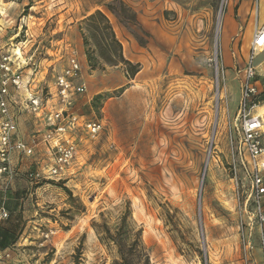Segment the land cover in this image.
<instances>
[{"label": "rangeland", "instance_id": "374dc122", "mask_svg": "<svg viewBox=\"0 0 264 264\" xmlns=\"http://www.w3.org/2000/svg\"><path fill=\"white\" fill-rule=\"evenodd\" d=\"M0 10L28 29L42 77L53 80L77 55L87 86L79 110L104 125L96 138L83 133L67 179L16 182L18 235L7 248L17 264H113L117 248L101 243L93 223L113 228L127 201L150 264H264L258 227L254 250L241 240L227 138L264 0H0ZM97 10L139 65L133 79L123 64L89 66L81 26ZM263 60L264 51L262 89ZM33 128L26 120L24 136ZM43 161L44 152L27 165Z\"/></svg>", "mask_w": 264, "mask_h": 264}, {"label": "built area", "instance_id": "2783aa9c", "mask_svg": "<svg viewBox=\"0 0 264 264\" xmlns=\"http://www.w3.org/2000/svg\"><path fill=\"white\" fill-rule=\"evenodd\" d=\"M23 28L22 22L14 23L0 10V222L10 217L9 196L18 180L67 179L83 133L96 138L104 128L101 120L87 119L79 110L87 86L77 55L67 57L53 80L47 74L42 77L35 54L26 50L29 31ZM263 51L264 22L255 25L248 57L239 71L241 94L237 112L227 124V138L241 240L245 251L254 250L252 238L258 227L264 261V89L257 62ZM26 120L34 125L29 137L22 131ZM42 152L43 165H27ZM13 255L10 248L0 251V263L17 264Z\"/></svg>", "mask_w": 264, "mask_h": 264}, {"label": "trees", "instance_id": "16d2710c", "mask_svg": "<svg viewBox=\"0 0 264 264\" xmlns=\"http://www.w3.org/2000/svg\"><path fill=\"white\" fill-rule=\"evenodd\" d=\"M114 13L112 7H107ZM81 34L85 46L86 59L91 69L104 68L106 65L127 66V75L133 79L139 72V65L127 60L123 52V44L118 39L112 23L105 12L97 10L87 16L81 26ZM98 95L97 98H101ZM261 100L264 102V92ZM11 194V193H10ZM10 209V200L8 201ZM104 213L101 216L104 217ZM0 248L6 250L10 240L18 235V222L10 217L0 222ZM99 240L105 245H114L118 256L113 264H150V257L143 243V229L139 228L133 218L131 202L127 201L118 223L112 228L106 221L103 224L94 222ZM8 249V248H7ZM2 250V251H3Z\"/></svg>", "mask_w": 264, "mask_h": 264}, {"label": "bare ground", "instance_id": "6f19581e", "mask_svg": "<svg viewBox=\"0 0 264 264\" xmlns=\"http://www.w3.org/2000/svg\"><path fill=\"white\" fill-rule=\"evenodd\" d=\"M225 1V0H224ZM224 4V3H223ZM224 8V7H223ZM222 14H223V12H222V10H221V12H220V17H219V21H218V27H217V33H218V38H219V32H220V28H221V19H222ZM218 38H217V44H216V46H215V49H216V54H218ZM147 133V132H146ZM143 136V135H142ZM146 137V136H145ZM140 138H142V137H140ZM139 138V139H140ZM139 141H141V140H138V142ZM135 148H137V146L135 147Z\"/></svg>", "mask_w": 264, "mask_h": 264}, {"label": "water", "instance_id": "95a60500", "mask_svg": "<svg viewBox=\"0 0 264 264\" xmlns=\"http://www.w3.org/2000/svg\"><path fill=\"white\" fill-rule=\"evenodd\" d=\"M204 179V178H203ZM203 179H202V184H203ZM202 184H201V188H202ZM200 221H201V218H200ZM202 224V223H201ZM203 239H204V247H205V238H204V234H203ZM205 252V251H204ZM205 259L207 260V256L205 254Z\"/></svg>", "mask_w": 264, "mask_h": 264}, {"label": "crops", "instance_id": "0c3cea01", "mask_svg": "<svg viewBox=\"0 0 264 264\" xmlns=\"http://www.w3.org/2000/svg\"><path fill=\"white\" fill-rule=\"evenodd\" d=\"M257 24H260L259 22L257 23ZM254 28H255V25H254ZM252 41V40H251ZM250 44H251V42H250ZM249 47H250V45H249ZM260 65H262V64H260ZM263 109V108H262Z\"/></svg>", "mask_w": 264, "mask_h": 264}]
</instances>
